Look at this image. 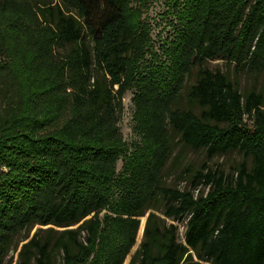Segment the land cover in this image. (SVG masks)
Segmentation results:
<instances>
[{"label":"trees","instance_id":"1","mask_svg":"<svg viewBox=\"0 0 264 264\" xmlns=\"http://www.w3.org/2000/svg\"><path fill=\"white\" fill-rule=\"evenodd\" d=\"M151 1L0 0V264L21 241L16 264H123L146 213L127 264H264V92L206 65L264 70V0H166L158 45ZM183 91L199 112L179 106ZM175 134L244 160L161 184ZM160 198L186 217L183 241Z\"/></svg>","mask_w":264,"mask_h":264},{"label":"rangeland","instance_id":"2","mask_svg":"<svg viewBox=\"0 0 264 264\" xmlns=\"http://www.w3.org/2000/svg\"><path fill=\"white\" fill-rule=\"evenodd\" d=\"M166 0H152L150 4L146 7L143 17L149 21L151 24V34L158 45V42L164 40L166 37H171L172 27L169 24L170 19L172 18L171 14L166 13ZM206 65L210 68H220L224 71L229 79L234 81L241 91L249 90L251 88L261 90L264 92V70L258 73H250L245 70L240 72H236L233 68V65H229L223 62L220 59L211 60L206 62ZM197 71L194 68L187 80L188 84L194 82L196 78ZM185 92L183 91V96L180 99L179 106L187 108L191 106L195 112H199L200 107L197 104L190 105L184 95ZM132 91L129 90L123 97V111L121 118L119 120L120 131L123 137L128 141H135L138 139V135L134 131V122L132 118L133 112V101H132ZM173 143H174V151L172 157L166 164L162 176L160 179L161 184L176 186L179 188H183L185 186L190 185V180L195 170L201 169L204 165L208 166L212 169H220L224 171V173L232 174L236 168V166L244 160V157L241 152L237 150H231L227 153L221 154L216 153L211 157L207 156L206 150L203 148L200 149H193L188 146H184L180 140L178 135L173 136ZM248 164H251V158H245ZM117 167H121V160H118ZM198 187L203 188L204 186L201 184ZM207 190V186L205 187ZM196 192V191H194ZM158 210L155 212L164 219L166 225L174 224L177 226V238L178 241H183L184 231H185V222L186 217L183 218H171L166 217L163 213V199H159L157 203ZM146 215L140 216V224L136 233L135 243L132 246L129 254L127 255L123 264H127L130 255L136 250L138 247L142 235L144 224L146 220ZM76 226V225H73ZM38 226H34L30 231V236L35 232ZM46 227V225L44 226ZM61 228V227H56ZM24 241L19 242L18 248L16 250H11L8 254V258L11 259L10 264H16L18 251L20 249L21 244ZM60 257L57 258V260Z\"/></svg>","mask_w":264,"mask_h":264}]
</instances>
